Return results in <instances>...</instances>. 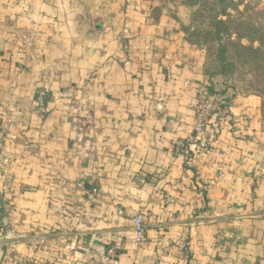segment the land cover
Returning <instances> with one entry per match:
<instances>
[{
	"label": "crops",
	"instance_id": "1",
	"mask_svg": "<svg viewBox=\"0 0 264 264\" xmlns=\"http://www.w3.org/2000/svg\"><path fill=\"white\" fill-rule=\"evenodd\" d=\"M155 9L0 0V264H264L261 99ZM201 85L229 103L179 157Z\"/></svg>",
	"mask_w": 264,
	"mask_h": 264
},
{
	"label": "rangeland",
	"instance_id": "2",
	"mask_svg": "<svg viewBox=\"0 0 264 264\" xmlns=\"http://www.w3.org/2000/svg\"><path fill=\"white\" fill-rule=\"evenodd\" d=\"M144 1L156 8L155 18L165 13L182 23L188 39L205 48L210 72L222 76L231 92L259 97L264 117V0ZM213 13L226 14L216 19L225 25L210 26Z\"/></svg>",
	"mask_w": 264,
	"mask_h": 264
},
{
	"label": "built area",
	"instance_id": "3",
	"mask_svg": "<svg viewBox=\"0 0 264 264\" xmlns=\"http://www.w3.org/2000/svg\"><path fill=\"white\" fill-rule=\"evenodd\" d=\"M195 101H194V111H195V120L192 125V132L187 138V140L180 145L177 150L179 157H188L189 153H197L203 150L206 147V144L203 143V137L206 133V127L211 121V119L216 116L224 113L227 102L226 99L219 96L211 94L209 91V86L201 85L198 86L195 90ZM93 119V114L91 109L85 110L83 115L79 118H76L75 121L79 125V128L90 125ZM11 123L10 120L0 123V133L5 134L7 132V126ZM87 195H98L99 188L95 187L90 192H86ZM133 228L136 234V243L141 244L146 238V224L144 221L143 214H137L132 218ZM108 255L115 257V249L110 248L107 251Z\"/></svg>",
	"mask_w": 264,
	"mask_h": 264
},
{
	"label": "trees",
	"instance_id": "4",
	"mask_svg": "<svg viewBox=\"0 0 264 264\" xmlns=\"http://www.w3.org/2000/svg\"><path fill=\"white\" fill-rule=\"evenodd\" d=\"M223 1H224V0H219L218 3L220 4V3H222ZM213 15H214V16H211V18H213V21H211L210 26H212V27H217V26H219L220 24L225 25V22H224V21H222V20L220 21V20H219V22H218L216 19H217V18H222L223 15L227 16L226 14H223V13H222V14H221V17L218 16L217 13H216V14L213 13ZM228 17H229V16H228ZM216 21H217V22H216ZM208 35H210V36L212 37V36H214V32H213V34H212V32L210 31V32H208ZM243 48L249 50V47H248V48L243 47ZM250 51H251V50H250ZM248 52H249V51H248ZM207 72H208V74H210L211 77L217 75V74H215V73L210 72V70L208 69V66H207ZM225 102L229 103V99H226Z\"/></svg>",
	"mask_w": 264,
	"mask_h": 264
},
{
	"label": "water",
	"instance_id": "5",
	"mask_svg": "<svg viewBox=\"0 0 264 264\" xmlns=\"http://www.w3.org/2000/svg\"><path fill=\"white\" fill-rule=\"evenodd\" d=\"M3 134L2 133H0V136H2Z\"/></svg>",
	"mask_w": 264,
	"mask_h": 264
}]
</instances>
